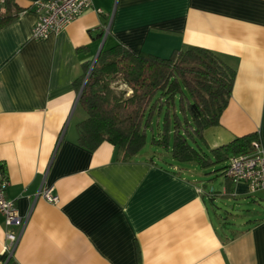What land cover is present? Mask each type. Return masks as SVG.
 <instances>
[{"label": "crops", "instance_id": "obj_1", "mask_svg": "<svg viewBox=\"0 0 264 264\" xmlns=\"http://www.w3.org/2000/svg\"><path fill=\"white\" fill-rule=\"evenodd\" d=\"M36 1L13 0L20 12L0 30V168L26 221L7 229L0 215V264H264V190L251 193L214 168L220 188L208 191L205 171L216 165L177 163L166 151L172 164L154 146L123 161L108 142L81 147L77 129L78 83L108 26L106 49L217 55L235 76L201 149L255 135L264 150V0H92L40 41L31 38ZM41 188L58 203L34 201ZM239 206L250 207L240 223ZM9 230L21 233L11 256Z\"/></svg>", "mask_w": 264, "mask_h": 264}, {"label": "trees", "instance_id": "obj_2", "mask_svg": "<svg viewBox=\"0 0 264 264\" xmlns=\"http://www.w3.org/2000/svg\"><path fill=\"white\" fill-rule=\"evenodd\" d=\"M19 12L13 0H0V30ZM234 76V70L217 55L200 48L161 58L134 54L120 45L103 46L95 63L85 66L78 83L77 104L85 114L77 125L79 145L94 151L108 142L123 161L133 160L145 148L154 114L166 105L163 125L157 127L151 144L168 151L175 162L196 163L205 169L224 164L232 156L248 154L255 135L236 138L209 153L200 146L203 132L219 125ZM117 81L128 91L117 93L113 88ZM175 96H180L183 118L175 110ZM226 167L218 170L222 176Z\"/></svg>", "mask_w": 264, "mask_h": 264}, {"label": "built area", "instance_id": "obj_3", "mask_svg": "<svg viewBox=\"0 0 264 264\" xmlns=\"http://www.w3.org/2000/svg\"><path fill=\"white\" fill-rule=\"evenodd\" d=\"M91 8L92 0H38L33 3L37 20L31 31V38L36 41L45 40L51 34L63 31ZM107 32L108 26H105L102 42ZM224 176L233 184L247 183L251 193L264 190V150L257 140L251 143L248 154L232 156L228 159ZM7 187L8 182L0 168V215L7 229L15 228L21 231L26 221L19 216L15 204L7 199ZM33 199L34 201L42 199L52 205L58 203V198L52 193V189L46 188L39 189ZM20 234L10 230L5 234L7 245L4 250L9 256L13 254Z\"/></svg>", "mask_w": 264, "mask_h": 264}, {"label": "rangeland", "instance_id": "obj_4", "mask_svg": "<svg viewBox=\"0 0 264 264\" xmlns=\"http://www.w3.org/2000/svg\"><path fill=\"white\" fill-rule=\"evenodd\" d=\"M113 88H114V90L117 92V93H119V92H122V91H128L127 90V88L125 87V86H122L118 81L114 84V86H113ZM128 95H130L129 94V92H128ZM174 103H175V110H176V112H178L179 113V116H180V118H183L182 117V113H181V111H180V96H175V99H174ZM167 108H166V105H164V106H162L161 107V110H160V112H156L155 114H154V117H153V120H152V128H149L148 130H147V132H146V135H147V142H146V145H145V148L143 149V151L144 152H146V151H148V150H150L151 148H153V145L151 144V140H152V138L153 137H157V133H158V131H157V124L160 126V127H162V125H163V121H164V116L166 115V113H167ZM158 111V110H157ZM169 114L171 115V120L173 119V107H172V104H170V107H169ZM155 149L157 148V147H154ZM160 152H162L163 154H166L167 156H168V158H167V160L169 161V162H171L172 164H176V163H174L172 160H171V158H170V156L166 153V151L163 149V150H160ZM178 165V164H177ZM182 166V164H179V166ZM224 165H216V166H214V167H212V168H209V169H207L205 172H207L208 173V175H207V178H211V179H213V181H208V183L207 184H210V185H208L209 187H208V191H210L211 190V187H214L215 188V190L217 191L219 188H220V182L221 181H215V176H216V173H213V174H210V172L211 171H213V169L215 168L216 170H218V169H220L221 167H223ZM218 174V173H217ZM220 179V178H219ZM250 209V207H248V206H239V208H237V214L236 215H238V218H236V220L240 223L242 220H243V218H244V215H246L247 213L246 212H244V211H247V210H249ZM244 210V211H243Z\"/></svg>", "mask_w": 264, "mask_h": 264}, {"label": "water", "instance_id": "obj_5", "mask_svg": "<svg viewBox=\"0 0 264 264\" xmlns=\"http://www.w3.org/2000/svg\"><path fill=\"white\" fill-rule=\"evenodd\" d=\"M103 45H104V43L102 42V43H101V47H100V49H99V53H100V51L102 50ZM98 55H99V54H98ZM98 55H97L96 58L93 60L92 65L95 63V61H96Z\"/></svg>", "mask_w": 264, "mask_h": 264}]
</instances>
